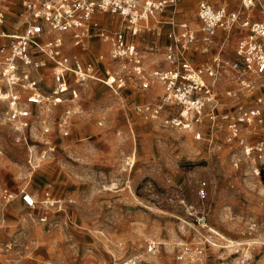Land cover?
I'll return each mask as SVG.
<instances>
[{
    "label": "rangeland",
    "instance_id": "rangeland-1",
    "mask_svg": "<svg viewBox=\"0 0 264 264\" xmlns=\"http://www.w3.org/2000/svg\"><path fill=\"white\" fill-rule=\"evenodd\" d=\"M202 1L178 0L163 21L199 29ZM217 2L239 8L235 0ZM0 11L1 50L9 44L3 34L23 30L22 0H0ZM101 17L113 31L122 26L118 15ZM167 29L137 38L147 77L162 63ZM84 48L85 61L106 55L111 72L100 69L96 77L128 79L129 107L163 102L160 83L144 90L129 64L110 61L96 36ZM216 51L200 52L198 61ZM166 111L153 117L123 109L94 80L78 87L74 100L35 107L25 130L7 121L0 103V264H119L130 257L139 264H264V177L236 165L239 152L222 141L209 149L165 125L175 114ZM24 190L36 197L34 208L22 201Z\"/></svg>",
    "mask_w": 264,
    "mask_h": 264
},
{
    "label": "built area",
    "instance_id": "built-area-1",
    "mask_svg": "<svg viewBox=\"0 0 264 264\" xmlns=\"http://www.w3.org/2000/svg\"><path fill=\"white\" fill-rule=\"evenodd\" d=\"M235 1L236 10L200 2L196 11L200 27L195 29L188 22L161 19L178 6V0H22L23 30L3 34L9 44L0 50V103L7 121L19 130L28 129L35 107L74 100L78 87L87 81L105 84L123 101L121 93L128 84L124 75H95L106 55L85 61L74 51L96 36L109 48L110 61L129 64L144 90L155 83L163 86V102L131 109L153 117L168 108L175 110L164 118L165 125L191 134L209 149L220 147L222 141L239 152L236 165L244 163L256 178H263L264 0ZM103 14L118 15L122 26L113 31ZM4 21L0 11V24ZM164 24L168 25L164 60L169 68L157 67L147 77L136 40ZM236 33L237 42L230 48ZM217 47L219 51L205 63L193 62L192 55L210 54ZM201 193L205 196L203 188ZM22 201L36 206L26 190ZM153 249L149 246L148 251ZM119 264H139V259L130 257Z\"/></svg>",
    "mask_w": 264,
    "mask_h": 264
},
{
    "label": "crops",
    "instance_id": "crops-1",
    "mask_svg": "<svg viewBox=\"0 0 264 264\" xmlns=\"http://www.w3.org/2000/svg\"><path fill=\"white\" fill-rule=\"evenodd\" d=\"M208 1V3H213L212 5H218V2H217V0H207ZM198 6V5H197ZM215 7H219V6H215ZM196 11H197V8H196ZM197 18V17H196ZM161 19L163 20V15L161 16ZM197 23H198V21H197ZM199 24V23H198ZM192 26V25H191ZM193 27V26H192ZM194 28V27H193ZM196 29V28H195ZM238 35L239 34H237L236 33V35L233 37V39L231 40V44H230V48H233L234 46H235V44H236V42H237V38H238ZM99 40V39H98ZM100 41V40H99ZM137 41V40H136ZM101 42V41H100ZM167 42H168V40L166 39V42H165V45L167 44ZM103 43V42H102ZM138 43V42H137ZM104 44V43H103ZM105 46H107L106 44H104ZM165 45H163V47H162V56H163V60H162V63H163V66L159 63V64H157V63H154V64H152V67H153V70H155L157 67H162V68H164V69H166V68H169V65L167 64V62L164 60V48H165ZM84 47L83 48H79V49H74V51H76V52H78V53H80V54H82L83 53V51H84ZM158 50H159V47H158V45L157 44H154L153 45V47H151V51L153 52V53H155V52H158ZM217 51H219V48L217 47ZM216 51V52H217ZM215 52V53H216ZM88 54V53H87ZM88 55H90V54H88ZM208 55H210V54H208ZM199 56H200V53H197V54H195V55H192V60H193V62L196 64V65H198V64H203V63H205V62H199L198 60H199ZM211 57V56H210ZM210 57H209V59H210ZM208 61V60H207ZM103 64L105 65V66H110V65H108V64H105V62H102L101 64L100 63H98V69H97V72L100 70V69H106L105 68V66H103ZM110 64V63H109ZM146 68V67H145ZM106 70H108V69H106ZM109 71V70H108ZM155 85H157V83H155V84H153L152 85V89H153V87H155ZM161 86V85H160ZM158 87V86H157ZM161 87H163V86H161ZM124 91L125 90H123L122 91V93H121V97H122V99H123V101L121 100V98L120 97H118V95H116L114 92V95H115V97L117 98V100H118V102L120 103V105H122L123 106V109H126V110H129V111H131L132 109L131 108H133V107H129V100H128V97L129 96H126V94L124 95Z\"/></svg>",
    "mask_w": 264,
    "mask_h": 264
},
{
    "label": "bare ground",
    "instance_id": "bare-ground-1",
    "mask_svg": "<svg viewBox=\"0 0 264 264\" xmlns=\"http://www.w3.org/2000/svg\"><path fill=\"white\" fill-rule=\"evenodd\" d=\"M5 35H7V34H5ZM153 92H154L155 95H158V94H159V89H158V88H155V89L153 90ZM35 199H36V197H35Z\"/></svg>",
    "mask_w": 264,
    "mask_h": 264
}]
</instances>
